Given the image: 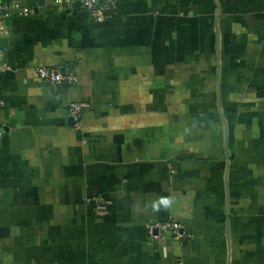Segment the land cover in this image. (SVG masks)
Masks as SVG:
<instances>
[{
	"label": "crops",
	"instance_id": "obj_1",
	"mask_svg": "<svg viewBox=\"0 0 264 264\" xmlns=\"http://www.w3.org/2000/svg\"><path fill=\"white\" fill-rule=\"evenodd\" d=\"M11 2L0 264H264V0ZM172 219L192 240L149 236Z\"/></svg>",
	"mask_w": 264,
	"mask_h": 264
},
{
	"label": "built area",
	"instance_id": "obj_2",
	"mask_svg": "<svg viewBox=\"0 0 264 264\" xmlns=\"http://www.w3.org/2000/svg\"><path fill=\"white\" fill-rule=\"evenodd\" d=\"M116 0H52L53 8H70L79 5L83 7L93 19L101 20L105 18L106 10L115 6ZM13 4L11 0H0V24L10 19L13 15ZM5 56V49L0 48V59ZM2 65L0 64V70ZM37 76L50 86H60L65 82L76 85L79 79L75 72L69 68L40 66L36 69ZM3 102L0 101V106ZM86 104L72 103L69 106V114L76 121L82 113ZM3 135V128L0 126V137ZM108 204L105 202L98 203L95 213L99 216L108 214ZM149 236L157 239L164 233H169L173 240L186 243L192 240V234L177 220H168L165 222H152L147 224Z\"/></svg>",
	"mask_w": 264,
	"mask_h": 264
},
{
	"label": "water",
	"instance_id": "obj_3",
	"mask_svg": "<svg viewBox=\"0 0 264 264\" xmlns=\"http://www.w3.org/2000/svg\"><path fill=\"white\" fill-rule=\"evenodd\" d=\"M113 12V9H110V10H106L105 14H110ZM7 56H8V61H9V64L11 66V68H15V62H14V51L12 49L8 50L7 52Z\"/></svg>",
	"mask_w": 264,
	"mask_h": 264
},
{
	"label": "rangeland",
	"instance_id": "obj_4",
	"mask_svg": "<svg viewBox=\"0 0 264 264\" xmlns=\"http://www.w3.org/2000/svg\"><path fill=\"white\" fill-rule=\"evenodd\" d=\"M4 247V246H3Z\"/></svg>",
	"mask_w": 264,
	"mask_h": 264
}]
</instances>
